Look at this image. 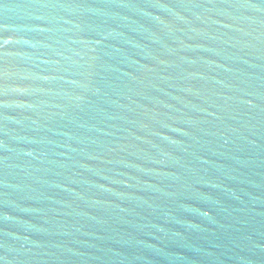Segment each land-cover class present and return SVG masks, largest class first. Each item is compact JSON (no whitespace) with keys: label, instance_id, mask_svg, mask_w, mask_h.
Here are the masks:
<instances>
[{"label":"water","instance_id":"water-1","mask_svg":"<svg viewBox=\"0 0 264 264\" xmlns=\"http://www.w3.org/2000/svg\"><path fill=\"white\" fill-rule=\"evenodd\" d=\"M0 264H264V0H0Z\"/></svg>","mask_w":264,"mask_h":264}]
</instances>
